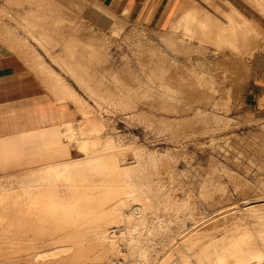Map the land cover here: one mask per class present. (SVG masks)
<instances>
[{"label":"rangeland","instance_id":"374dc122","mask_svg":"<svg viewBox=\"0 0 264 264\" xmlns=\"http://www.w3.org/2000/svg\"><path fill=\"white\" fill-rule=\"evenodd\" d=\"M54 1L58 5L60 4L61 14H63L64 10L66 12L63 14L65 16L63 17L62 15V17L66 21L68 20L67 22L69 25L65 22L63 31L66 30V33L71 31L74 32L75 35L78 34L77 36H79L78 38L81 40L82 46L84 43L86 45L93 43L96 49H98L101 58H99V56L94 58L89 73L94 77L98 92L106 97L107 102L101 106L96 104L97 102L88 95L89 93L88 91L86 92L87 89H85V87L81 88V86L72 80L67 73L63 70L61 71L60 68L51 61L50 57L44 55L42 49L38 46L35 48L43 55L44 60L69 82L77 93H79V96L85 101V104L92 110L91 119L93 122L103 125L101 137L113 138L119 149L118 154L121 155V151L123 155L120 157H123L124 164L132 163L131 166L133 168L135 167L133 169L135 172L132 171L133 174L131 173L132 176L130 175L132 179H130L133 180L136 185L139 184L137 187L142 189V195L150 196L143 199L142 202L145 200V204L147 203V205L154 206L152 209L151 207L148 208L149 210L147 209L149 223L148 228L145 229L146 231L144 230L145 233L143 234V237L145 236L144 238L148 240L146 244L149 256L148 264L180 263L177 262L179 261L178 251L172 250V247H170L171 245L167 242L168 235L170 234L171 237L173 233H165L167 235L163 233L161 237H159L160 239L158 238V240H156V238L154 240L149 231L153 222L152 219L154 218H152V216L158 214L162 215L164 208H158V206L165 205L166 202L169 203V201H171L170 203L172 204L177 203L190 207L189 211H187V207L185 210L186 212H183V217L186 219L185 224H188V228L195 222L192 217L193 215L201 221H207L206 224L210 223V220L212 221L213 219L211 223L215 224L217 222L215 225L218 226V228L214 229L216 234L218 233L217 235H222L226 229H231L236 223L242 224L249 220L244 216L250 203L253 205L258 204L257 206H259V208L263 206L264 209V203L263 201L261 202V200L264 199V100L259 104H245L250 87H252L255 81L252 78L254 77L252 62L258 56L264 57V39L263 41L262 39L260 40L259 50H255L253 56L250 57L247 54L241 56L229 50L219 52L215 46L209 42L202 43L198 39H189L186 36L184 26L172 23L168 25L174 7L167 15L163 16L161 25L157 21L141 22L133 19L131 16L129 18L125 16V19L119 17L120 21L123 20L126 22L124 30L121 31L122 34L120 33L121 37L120 35L118 37L113 36L111 32L113 27L108 31H104L92 26L86 21L83 13L90 4L89 0H72V2L71 0ZM196 1L200 5L208 8L213 16L222 20V22L218 24L219 27H228L225 22L227 18L226 12L224 14H218L202 0ZM213 1L215 3L221 2L220 0ZM226 1L231 2L233 6L250 21L259 23V25L264 28V16L260 15L257 10L250 7L244 0ZM61 5H63L62 8ZM1 16L2 18L4 17L2 14ZM70 18L73 20V24ZM4 19L6 20L5 23L15 25L14 21L9 20L10 17H5ZM69 19L71 22H69ZM74 22L76 24H74ZM73 25H75L74 28L76 30L73 28H71V30L69 29L73 27ZM173 27L176 28V32ZM72 29L74 31H72ZM20 32L23 33V31ZM201 44L204 46H200ZM182 47L186 48L183 49ZM182 49L184 51H182ZM58 51H60V49H57V52ZM198 52H200V55ZM192 67H195V69ZM236 67L239 68L236 69ZM192 73L197 75L199 73V75L204 73L203 75L205 78L212 79L211 81L215 82L213 83L217 91L211 90L212 92L209 91L210 93H207L206 90L200 91L201 89L195 87L192 83ZM153 82H155V85H162L163 89H165L170 96L166 95L161 87L159 90V87L153 88ZM193 86L195 88H193ZM197 89L200 90L198 91ZM122 92L126 96H123ZM170 92L173 95H171ZM203 94H207V97ZM130 95H132L133 101ZM78 114L79 118L76 120L77 124H75V126H78L82 122L80 109H78ZM143 155L145 158H143ZM78 157H80V154L75 150L74 159ZM146 158L148 160L150 159L149 163ZM153 158L154 162L152 161ZM142 159L144 161H142ZM137 160L138 163L140 161V167ZM144 163L147 164L145 165ZM141 164L144 165L141 166ZM156 165H159V168ZM145 166L147 169L144 168ZM137 168L140 169V171ZM145 169L146 172H144ZM135 173L136 175H134ZM137 173H139L140 176ZM145 173L147 174L145 175ZM150 174H153L152 178ZM147 176H150V179L147 178ZM146 180H148V182ZM153 184L159 187L153 186ZM260 190H263V193H260ZM151 192L154 195H152ZM163 193L166 195H163ZM168 194L171 197L168 196ZM157 198L165 200L162 201V199L158 200ZM262 203L263 205H261ZM150 212L151 215H149ZM231 213H233V217ZM235 213L238 214L235 215ZM261 213H264V210L261 211ZM226 215L229 217H226ZM223 216H225V218ZM123 224L124 223L121 225L125 226V224ZM173 228L177 229V225H174ZM190 228H192V226ZM122 232H117L116 234H119V236L127 235H124L126 230H122ZM136 235H139V233ZM177 239L180 238L177 237ZM5 240L6 239L2 238L0 240V253H13L12 256L14 255L15 259L19 260L18 262L16 260V264H33L25 258L32 256L30 252H39L41 254L43 252V254H48L52 249L57 251L62 250L58 245V247L56 245L50 246L51 244L49 243H51V239L46 237L42 238L43 243L41 239H39L38 242L37 240L34 241L37 243L35 244L37 245L35 246L37 247L36 249L34 247L30 249V247L26 246V243L29 242L27 239L6 240V242ZM169 240H171V238ZM11 243L13 247H10L12 245ZM38 243L40 246H38ZM124 248V246H120L123 254H127L128 252L126 248ZM95 251L98 252L99 250L95 249ZM26 252L27 254H25ZM169 255L171 259L165 261V259H167L166 256ZM52 256L67 257L70 255L62 253L60 255H47L48 258L45 257L46 259H49V257L51 259ZM135 258L136 256L133 257V259ZM46 259H44L45 261L40 259L38 260L39 262L36 261L34 264L46 263L48 261H46ZM50 259L49 261H52V259ZM121 262L124 263L125 260L122 258Z\"/></svg>","mask_w":264,"mask_h":264},{"label":"bare ground","instance_id":"6f19581e","mask_svg":"<svg viewBox=\"0 0 264 264\" xmlns=\"http://www.w3.org/2000/svg\"><path fill=\"white\" fill-rule=\"evenodd\" d=\"M202 1L218 14H224L225 12L227 13V18L225 20L228 25L227 28L219 27L218 24L222 22V20L213 16L211 14L212 12L208 8L200 5L196 0H183L180 6H178L179 9L174 16V19L172 18L173 20L171 23L184 26L186 30V36L189 39H198L202 43L209 42L215 46L219 52L229 50L237 53L238 55L243 56L247 54L250 57L253 56L255 50H259L260 40L262 39L263 41L264 39V28H262L259 23H253L250 21L229 1L220 0V3H215L213 0ZM244 1L248 3L250 7L257 10L260 15L264 16V0ZM33 2L36 3V9L18 14L16 17L10 16V18L16 23L18 27L25 31V34L30 39H32V41L38 47H40V49H42L46 56L51 58V61L55 63V65H57L61 71L63 70L65 73H67L72 78V80L81 86V88L85 87V89H87L86 92L88 91L89 93L87 94L97 102L96 104L99 106L105 104V102H107L106 97L98 92L94 77L89 73L92 68L91 64L93 63L94 58L98 57L100 54L98 49H96L93 43H91L92 45H86L83 42L84 45L82 46V42L79 40V36H77L78 34L75 35L74 32L68 31V33H66V30V32L63 31V25L65 22L68 24V20L66 21L63 18L65 16L63 14L66 12L63 9L64 12L61 14L62 12L60 11V4L58 5L56 2H52L50 0H33ZM18 3L19 1L16 0L15 4ZM62 7L63 5H61V8ZM5 14L8 15L7 13ZM126 16L129 18L130 12L127 11ZM70 19L69 22H71ZM75 22L74 24H76ZM125 22L126 21L118 20L111 31L113 36L119 37L120 35L121 37V31H123L125 28ZM71 23L73 24V20ZM74 26L75 25L69 29H75ZM73 29L72 31H74ZM174 31H177L176 28H174ZM0 37L8 41V43L12 45L11 47L15 52L20 51L25 58L28 59L32 57L34 59L40 60L41 62H37L36 65L33 66V70L39 76V78H41L43 85L56 99H58V101L68 100L74 102L82 114L81 124L78 126H73L70 123L63 127V129H65L63 133L65 138L71 145L74 146L77 153L80 154V157L73 160L47 165L40 169L27 171L18 176L0 178V240L1 238L6 240L27 239L29 242L26 243V246L30 247V249L33 247L36 249L37 247L35 246L37 245L35 244L37 243L34 241L37 240L38 242L39 239L42 240V238L46 237L51 239V243H49L51 244L50 246L58 245L60 248H62L61 251L52 249L48 254H43L42 250V254L39 252H30L32 256L25 258L33 264L40 259H46L47 255H60L62 253L68 254L70 256H52V261H49V257V259H46V261L48 260L49 262L47 261L46 263H42L41 261V263L148 264L149 256L146 246L148 240L147 238H144L145 236L143 237V234L146 231L145 229L148 228L149 223L148 208L151 207L152 209L154 206L147 205V203L145 204V200L142 202L143 199L150 196L142 195V189L137 187L139 184L136 185V183L131 180V173L135 167L133 168L131 166L132 163L124 164L123 157H120L122 153L120 151L121 155L118 154L119 149L115 143L116 141H114L113 138L101 137L103 125L93 122L91 119L92 110L88 107V105L85 104V101L79 96V93H77V91L63 76L60 75V73L56 72L50 65L41 60V55L31 44L30 39L17 32L15 28L7 26L3 23L0 24ZM200 46L204 45L201 44ZM57 49H60V51L57 52ZM183 49L182 51H184ZM198 53L200 55V52ZM99 58L101 57L99 56ZM239 67H236V69ZM193 69H195V67ZM192 74V83L195 87L200 88V91L206 90L208 93L211 90H216L214 87L215 82L213 81V83L211 81L212 79L210 80L205 78L203 75L204 73L201 75ZM155 82H153V84ZM194 86L193 88H195ZM154 87H159L158 90L161 87L163 92L170 96V94H168V92L163 89L162 85L154 84L153 88ZM122 94L123 96L125 95L123 92ZM171 95L173 94L171 93ZM203 95L206 96L207 94ZM54 97L53 99H55ZM130 98L131 100L133 99L132 95H130ZM143 158H145L144 155ZM142 161L144 160L142 159ZM152 161L154 162V158ZM139 163L138 165L140 167ZM143 165L141 164V166ZM144 168H146V166ZM146 169L144 172H146ZM138 170L140 171V169ZM146 174L147 173H145V175ZM153 174H150L151 178ZM134 175H136V173ZM149 177L147 176V178ZM146 181L148 182V180ZM154 185L157 186L156 184H153V186ZM262 191L260 193H263ZM164 194L165 193H163V195ZM168 196L170 195L168 194ZM164 200L162 199V201ZM262 201L264 203V199L261 200V202ZM170 202L171 201H169V203L166 202L165 205L158 206V208L163 207L164 212L162 210V215L158 214L152 216V218H154H151L153 222L149 228V231L154 240L156 238V240H158V238L161 237L163 233H173L171 237L170 234L168 235L171 240H169V237H166L169 240H167V242H169L171 245L170 247H172V250H177L179 253V261H177L178 263L180 262L179 264H264V213H261V211L264 210L263 206L262 208H259V206H257L258 204L253 205L250 203L244 216L249 220L243 223L241 222L242 224H238L236 221V224H234L231 229H226L225 232L223 231L224 233L222 235H217L218 233L216 234L214 229L218 228V226L215 225L217 222L215 224L211 223L213 219L212 221L210 220L211 224H206L207 221H201L199 218L197 219L193 215L192 217L195 222L191 225L192 228H190L191 226L188 228V224H185L186 219L183 217V212L187 209L188 205L177 203L172 204ZM263 203L261 205H263ZM189 208L190 207H188L187 211H189ZM232 214L233 213H231V215ZM237 214L235 213V215ZM149 215H151V212ZM223 217L225 218V216ZM226 217L229 216L226 215ZM122 223H124L125 226H122ZM174 225H177V229L173 228ZM122 230H126V233L124 234H127L126 236L121 235L123 233ZM117 232H122L120 234L121 236H119V234L117 235ZM137 233H139V235H136ZM177 237L180 239H177ZM38 246H40V244ZM120 246H124L128 253L123 254ZM10 247H13V244ZM95 249L99 251L97 252ZM12 254L13 253H0V264H16L19 260L15 259V256L13 255V257ZM25 254H27V252ZM135 256L136 258L133 259ZM166 257L167 259H165V261L171 259L170 255ZM122 258L125 260L124 263L121 262Z\"/></svg>","mask_w":264,"mask_h":264},{"label":"crops","instance_id":"0c3cea01","mask_svg":"<svg viewBox=\"0 0 264 264\" xmlns=\"http://www.w3.org/2000/svg\"><path fill=\"white\" fill-rule=\"evenodd\" d=\"M17 1L18 4L16 0H0V24L13 27L30 39L15 22V25L5 23V17H16L37 8L33 0ZM182 1L89 0L83 15L92 26L108 31L119 17L125 19L127 11L135 20L157 21L161 25L163 16L174 7L170 25ZM30 41L35 48L37 45L32 39ZM11 46L0 37V178L74 159L75 148L65 138L63 127L70 123L75 126L79 118L75 104L68 100L58 101L34 72L33 66L41 61L27 59ZM252 63L255 81L247 94L246 105L264 100V57L258 56Z\"/></svg>","mask_w":264,"mask_h":264}]
</instances>
